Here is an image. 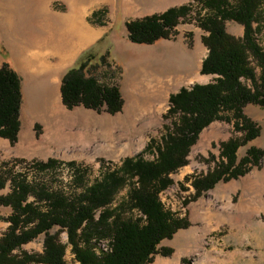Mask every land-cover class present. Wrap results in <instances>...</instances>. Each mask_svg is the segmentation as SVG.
<instances>
[{
	"label": "rangeland",
	"instance_id": "374dc122",
	"mask_svg": "<svg viewBox=\"0 0 264 264\" xmlns=\"http://www.w3.org/2000/svg\"><path fill=\"white\" fill-rule=\"evenodd\" d=\"M181 4L190 5L191 10L176 26L173 37L153 44H136L128 39L126 21ZM71 9L76 19L81 16L84 40L93 31L91 39L82 44L78 30H67L64 35L51 19L70 16ZM205 12L201 0H0V66L3 61L9 62L20 77L24 93L16 141L0 138V164H6L4 170L44 181L72 195L103 172L118 167L126 157L139 154L152 159L154 155L143 150L151 139L159 141L170 124V119L163 117L169 95L180 87L207 83L214 77L200 73L207 49L198 17ZM225 28L236 37L243 34V26L232 20L225 21ZM255 37L262 43L264 25ZM63 48L71 55L60 75L76 67L83 57L94 56L88 63L91 67L105 56L107 63L99 66L96 77L119 87L123 99L119 112H97L83 106L68 109L60 96L54 99L49 92L52 83L48 63L57 62V57L49 56L47 50ZM33 53L34 62L46 65L29 66ZM244 113L258 124L260 133L237 149V159L250 146L264 150V108L248 104ZM232 135L239 132L231 122L212 121L198 134L186 164L168 175L171 184L159 193V198L164 208L185 217L189 225L159 243V247L172 250L169 256L156 254L147 264H264V155L259 167L235 179L219 181L198 196L192 185L195 176L213 169L219 161V143ZM48 158L60 163L51 174H41L32 160ZM70 161L75 166L68 165ZM76 168L83 184L75 181ZM127 190L124 187L115 195L113 205L125 198ZM9 191L6 185L0 193ZM10 213V207L0 204V235L8 226ZM58 237L66 242L64 231H59ZM42 241L43 235H39L22 250L40 252ZM93 244L97 254L109 249L108 239H97ZM64 259L67 264H76L68 245Z\"/></svg>",
	"mask_w": 264,
	"mask_h": 264
},
{
	"label": "trees",
	"instance_id": "16d2710c",
	"mask_svg": "<svg viewBox=\"0 0 264 264\" xmlns=\"http://www.w3.org/2000/svg\"><path fill=\"white\" fill-rule=\"evenodd\" d=\"M263 2L201 0L206 12L198 17V26L205 32L202 43L207 53L200 73L214 77L207 83L180 87L169 95V107L163 117L169 118L170 124L159 141L151 139L143 150L152 153V159L139 154L126 157L118 167L103 172L100 178L72 195L44 181L6 171V164H0V191L10 186L9 192L0 193V204L11 208L8 226L0 235V264H67V245L76 264H147L156 254L169 256L172 250L159 247V243L172 238L189 223L185 217L164 208L159 193L171 184L168 175L186 164L198 134L212 121L231 122L239 135L221 141L219 161L213 169L193 178L195 196L219 181L235 179L252 167H259L263 149L250 146L240 159L236 151L260 133L258 124L244 113V107L254 104L264 108V39L261 43L255 37L264 25ZM190 10V5L181 4L128 20V39L136 44L169 39ZM226 20L243 26L241 37L226 31ZM92 59L93 55L83 57L76 67L62 74L61 101L68 109L83 106L97 112L117 113L123 105L119 87L96 77L99 66L107 63L106 58L102 55L88 67ZM21 101L20 77L9 62L3 61L0 138L10 143L17 139ZM59 163L54 158L32 160L41 174H51ZM67 164L75 166L72 161ZM74 171L75 181L83 184L80 170ZM124 187H128L125 198L113 205L115 195ZM53 228L57 230L52 232ZM59 231L66 233L65 243L60 241ZM39 235H43L40 252L22 250L24 244ZM97 239H108L109 249L97 254L93 249Z\"/></svg>",
	"mask_w": 264,
	"mask_h": 264
},
{
	"label": "crops",
	"instance_id": "0c3cea01",
	"mask_svg": "<svg viewBox=\"0 0 264 264\" xmlns=\"http://www.w3.org/2000/svg\"><path fill=\"white\" fill-rule=\"evenodd\" d=\"M66 15H64V16H57L56 15L55 17L54 16L51 17V19L53 21L58 23V25H59L57 27L58 31L61 32V33H64V35H65L67 30H71V31L72 30L73 31L78 30V32L80 33V44L90 40L91 37L93 36V31H89L90 32V33L88 32V36L89 37L87 39H85V40L83 39L82 22H81V19H80L81 16L79 15L78 19H76V21L78 23L77 26H75L74 28H72V27L69 28L68 22L65 19ZM86 30L88 31V28ZM52 32H55V31L52 30ZM37 53L40 55V52H37ZM47 54L49 56H56L57 57V62L48 63V65H49L48 67H49V71H50V74H48V78L50 79V82L52 83V86L50 85V88H52V89H50L49 92L51 93V95H53L54 99L57 100L58 96H60V78H61L62 73L64 71L61 73V75H60V72L62 71V69H64L65 63H66L68 57H70L71 54L67 53L65 48H63L62 50H58V51H54L53 49H50V50L48 49L47 50ZM35 55L36 54L33 53L32 61L31 62L29 61L30 64L28 63L29 66L32 65V67H35V66H39L40 67L42 65H46V64H43L42 62H40L38 60H36L37 65H35L36 62L33 61V60H35L34 59ZM21 91H23V87L22 86H21ZM23 94L24 93H22V95ZM60 99H61V97H60Z\"/></svg>",
	"mask_w": 264,
	"mask_h": 264
},
{
	"label": "bare ground",
	"instance_id": "6f19581e",
	"mask_svg": "<svg viewBox=\"0 0 264 264\" xmlns=\"http://www.w3.org/2000/svg\"><path fill=\"white\" fill-rule=\"evenodd\" d=\"M71 15L70 16H66L65 19L68 22L69 28L72 27L74 28L76 26V16H75V11L73 9H71ZM84 39V36H83ZM201 79V78H200Z\"/></svg>",
	"mask_w": 264,
	"mask_h": 264
}]
</instances>
